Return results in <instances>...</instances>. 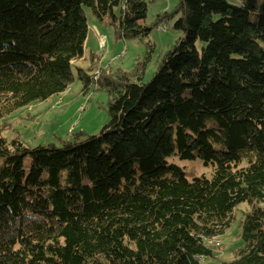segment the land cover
Here are the masks:
<instances>
[{
  "label": "trees",
  "instance_id": "16d2710c",
  "mask_svg": "<svg viewBox=\"0 0 264 264\" xmlns=\"http://www.w3.org/2000/svg\"><path fill=\"white\" fill-rule=\"evenodd\" d=\"M85 6L115 39L169 20L181 35L148 80L149 43L132 72L96 77L76 65ZM146 11L144 0H0V123L74 79L108 94L96 134L35 147L0 136V264H198L242 202L243 245L223 264H264V0H179L150 26ZM172 158L213 173L188 179Z\"/></svg>",
  "mask_w": 264,
  "mask_h": 264
},
{
  "label": "rangeland",
  "instance_id": "374dc122",
  "mask_svg": "<svg viewBox=\"0 0 264 264\" xmlns=\"http://www.w3.org/2000/svg\"><path fill=\"white\" fill-rule=\"evenodd\" d=\"M144 1L147 11L141 22L150 26L157 14L173 11L179 0ZM83 9L88 27L93 26V22L101 35L105 36V41L104 47L100 46L98 37L90 31L87 34L86 58L76 61V65L89 70L96 77L101 73L132 72L137 62H144L148 48L146 44L149 43L153 47L144 68V80H148L157 69L164 52L181 35L172 28L174 20H169L158 27L153 26L145 38L115 39L111 26L100 23L89 7L85 6ZM114 13L118 15V7L114 8ZM90 53H94L96 59L90 61ZM73 72L75 73V68ZM96 87L92 84L89 90L84 91L81 82L74 79L65 91L14 109L2 119L0 136L8 141L19 137L26 145L35 147L47 144L59 146L63 141L73 139L79 132L85 135L98 133L108 120V94ZM170 161L182 168L188 179L202 175L211 177L213 173V166L205 165L199 159L172 158ZM249 210L247 202H242L233 209L230 226L222 235L210 241L213 256L201 258L198 264H223L234 259L237 249L243 245L241 221Z\"/></svg>",
  "mask_w": 264,
  "mask_h": 264
},
{
  "label": "crops",
  "instance_id": "0c3cea01",
  "mask_svg": "<svg viewBox=\"0 0 264 264\" xmlns=\"http://www.w3.org/2000/svg\"><path fill=\"white\" fill-rule=\"evenodd\" d=\"M92 25L93 26H91V27H88V33L87 34H89V32L90 31H93L94 32V34H96V36L98 37V41H99V38L100 37H105L104 35H101V33H100V31L98 30V27L95 25V24H93V22H92ZM93 29V30H92ZM88 36V35H87ZM86 42H87V37H86V40H85V50H84V55H86L87 54V51H86Z\"/></svg>",
  "mask_w": 264,
  "mask_h": 264
},
{
  "label": "bare ground",
  "instance_id": "6f19581e",
  "mask_svg": "<svg viewBox=\"0 0 264 264\" xmlns=\"http://www.w3.org/2000/svg\"><path fill=\"white\" fill-rule=\"evenodd\" d=\"M104 41H105L104 37L99 38L100 46L104 47Z\"/></svg>",
  "mask_w": 264,
  "mask_h": 264
}]
</instances>
